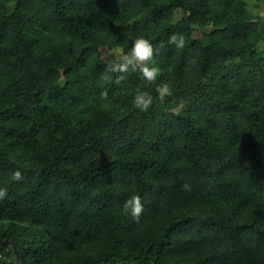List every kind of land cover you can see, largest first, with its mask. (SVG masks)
Here are the masks:
<instances>
[{"label": "trees", "instance_id": "trees-1", "mask_svg": "<svg viewBox=\"0 0 264 264\" xmlns=\"http://www.w3.org/2000/svg\"><path fill=\"white\" fill-rule=\"evenodd\" d=\"M261 2L0 0V264H264ZM137 37L161 72L116 85L101 56Z\"/></svg>", "mask_w": 264, "mask_h": 264}, {"label": "clouds", "instance_id": "clouds-1", "mask_svg": "<svg viewBox=\"0 0 264 264\" xmlns=\"http://www.w3.org/2000/svg\"><path fill=\"white\" fill-rule=\"evenodd\" d=\"M185 37L182 34L172 33L169 35L167 44L174 46L177 49H183L185 47ZM164 44H160L159 48H163ZM159 48L154 49L153 45L148 39L143 37H137L132 40L131 46L127 52L122 50H114L110 55L111 57H118V59L106 60V73H113L115 75L112 81L116 85H120L126 78V74L131 70L138 74V78L143 80L146 85L155 83L161 69L156 66L157 61L155 59ZM108 79V76L104 77ZM159 96L163 100L166 96L171 94V89L168 84L163 83L160 85ZM102 99L108 98L107 91L100 93ZM152 96L145 91L137 90L136 95L133 98V106L140 111L146 112L152 105ZM13 182H20L24 179L21 171H14L11 177ZM184 188H188V185H184ZM7 197V188H0V201ZM121 211L125 215H131L134 220H139L144 211V205L141 198L138 195H133L122 205Z\"/></svg>", "mask_w": 264, "mask_h": 264}, {"label": "rangeland", "instance_id": "rangeland-1", "mask_svg": "<svg viewBox=\"0 0 264 264\" xmlns=\"http://www.w3.org/2000/svg\"><path fill=\"white\" fill-rule=\"evenodd\" d=\"M251 3V1H250ZM254 13H257L260 17H261V20L264 22V2H261L259 6H257L255 9H254ZM184 13L181 9L177 8L174 13H173V19L175 20H180L182 17H183ZM206 29L205 28H196L194 30V35L198 38H201L203 36V32L205 31ZM263 45V44H262ZM121 50V48L119 47H114L112 48L111 50L109 51H105L103 52L101 58L103 61H106L107 59L111 58V59H118V57H111V53L114 51V50ZM185 107V104L184 103H177L175 104L173 107L169 108L171 111L173 112H176V113H180L183 111Z\"/></svg>", "mask_w": 264, "mask_h": 264}, {"label": "water", "instance_id": "water-1", "mask_svg": "<svg viewBox=\"0 0 264 264\" xmlns=\"http://www.w3.org/2000/svg\"><path fill=\"white\" fill-rule=\"evenodd\" d=\"M0 243H6V244H10L14 250V253H15V256H16V259L18 260L19 256H18V251L15 247V245L13 243H11L8 239H2L0 238Z\"/></svg>", "mask_w": 264, "mask_h": 264}]
</instances>
